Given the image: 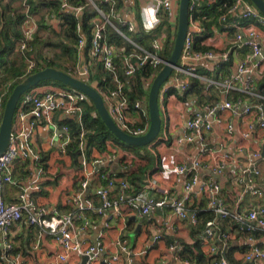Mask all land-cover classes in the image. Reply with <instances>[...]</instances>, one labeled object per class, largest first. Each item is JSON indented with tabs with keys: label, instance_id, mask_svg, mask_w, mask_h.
Here are the masks:
<instances>
[{
	"label": "built area",
	"instance_id": "obj_1",
	"mask_svg": "<svg viewBox=\"0 0 264 264\" xmlns=\"http://www.w3.org/2000/svg\"><path fill=\"white\" fill-rule=\"evenodd\" d=\"M131 1L133 7L135 5L139 7V19L134 16L135 9L125 7L124 12L121 11V0H86V5H90L95 11L92 19L90 48L87 59H84L86 37L79 22L76 26L78 39L75 44L78 62L74 76L86 79L90 66L96 63H101L106 70L110 71L115 87L98 90L106 109L121 130L133 136H140L146 133L149 126L148 113L144 111L147 95L143 100H135L132 104L127 99L124 91L125 83L115 70V60L118 59L121 50L107 41L106 29L110 27L132 44L134 50L128 54L123 53L119 60L122 63L123 75L127 79L134 75L138 67L145 64L151 66L152 76L145 83L148 87L156 72L166 63L167 59L162 54L166 37L160 31L153 32L150 48H147L141 42H136L131 35L136 32L138 23H141L144 30L151 31L158 28L163 21H168L171 28L168 38L173 43L178 8L177 0ZM200 1L190 0L188 29L180 56L158 92V103L164 118L156 138L160 140L159 145L167 146L171 133L177 129L178 134L171 142L174 152L180 154L184 146L192 143L198 145L196 156L176 161L171 165L172 174L187 176L183 183L184 193L181 196H175L169 186L162 185L161 180H151L143 186L142 190L130 193V184L126 177L116 178L105 172L100 174L104 185L98 187L96 193L101 198L102 208H111L119 212L120 205L125 204L141 215H146L157 208H169L175 217L183 220L188 218L190 223H195L197 216L189 209V206L195 199L203 198L206 200V208L214 213V218L205 222L200 234L202 246L212 254L210 261L204 264H230L225 251L229 242L235 241L239 235L248 243V248L244 252L245 260L253 264H264V182L257 181L261 174L258 159H262L264 163L263 144L262 150L258 147L249 150L243 142H235L234 122L231 120L236 115L247 117L248 132L240 134L242 139H248L257 129L261 130L260 134L264 137V95L254 90V78L264 76V53H262L264 15L248 0H232V4L217 18L226 36H228V28H235L233 36H229L232 39L231 46L221 49L195 50L194 35L202 32L203 27L198 20L192 18L191 13L196 11ZM214 1L206 0V3L210 5ZM59 2L58 12L70 10L79 17L83 6H72L68 0H59ZM117 6L118 9H116ZM131 12L132 18L128 16ZM229 15H239L247 21L245 23H238L236 20L229 22L227 20ZM37 19V16L26 15L23 39L18 46V50L26 55V73L32 71L36 65L33 48L29 45V41L37 29ZM44 20L56 28L61 23L60 16L54 13H47ZM219 27L213 25L214 30ZM243 46L249 48V54L233 62L232 55H237ZM229 62H231V72L226 76L215 78L198 73L201 68L212 70L220 63ZM192 79H197L201 83L203 92L207 94V103L200 100L197 102L198 97H185ZM254 97L261 101L253 102ZM84 103L92 105L86 94L73 88L49 87L42 91L31 88L21 95L16 106L9 142L0 154V189L6 183L19 185L20 182L12 174V164L18 158L34 165L36 172H34L33 183L27 187H21L15 202L5 203L0 198V234L5 251L12 248L9 240L11 226L25 218L29 224H36L46 229L61 245L62 251L53 255L47 264H58L71 253L87 255L88 258L84 264H94L98 260L102 248L99 241L84 248L77 240V232L85 230L91 224L81 214L84 208L82 196L88 186L86 179L80 182V191L75 198L77 209L75 211L61 214L55 207L37 205L26 198L29 187L40 190L36 179L44 171V168L39 165L40 155L35 153L30 145L34 128L42 121L49 127L55 126L52 119L55 112L74 117L80 122ZM61 130L64 135L59 140V150L65 153L66 145L70 141L69 129L63 124ZM217 130H223L222 140L225 141L217 143L215 147L209 144L208 137L212 133L217 134ZM83 134L82 129L81 138ZM229 144L233 146L231 150L228 149ZM80 148V165L85 171L86 161L83 157L82 141H80ZM233 149L236 150L233 151ZM239 151L247 154L245 162L237 158L235 153ZM231 163L238 164L237 168L241 176L238 177L237 182L244 184V191L251 202L249 206L229 209L220 193V183L211 176L220 174L230 167ZM123 166L129 169L130 160H124ZM205 172L208 173L207 176H204ZM116 183L119 184L120 190L116 198H110L108 192ZM149 190H157V195L149 194ZM78 219L82 221L79 226L76 225ZM222 221H229L227 229L221 228ZM254 230L260 233L257 239H254ZM159 237L160 234L156 233L153 239ZM115 245L118 249L106 263L118 262L120 254L123 253L127 257L126 264H134L133 256L138 253L131 252L125 234L115 240ZM181 246L179 241L169 245L174 260L182 264H198L179 257ZM13 264H20V261L16 258Z\"/></svg>",
	"mask_w": 264,
	"mask_h": 264
},
{
	"label": "crops",
	"instance_id": "obj_2",
	"mask_svg": "<svg viewBox=\"0 0 264 264\" xmlns=\"http://www.w3.org/2000/svg\"><path fill=\"white\" fill-rule=\"evenodd\" d=\"M121 1L122 12H124L125 7L131 10L135 8L131 0ZM128 16L132 18V12ZM167 31L168 26L163 25L160 33L164 34L166 37ZM202 43L210 48L221 49L231 46L232 39L221 32L220 29H215L213 35L204 39ZM239 58H242L239 53H237V55H232L233 62ZM47 88L49 87H36L39 91ZM198 101L199 99H197V102ZM63 118V114L55 112L52 115L55 126L49 127V125L42 121L40 125L33 130L30 138L31 148L35 153L40 155V158H44L46 168L36 179V183L39 184L40 190L29 187L26 192L27 200L48 208L55 207L61 214L75 211L77 210L75 198L80 191V182L86 179L88 186L82 196L84 208L81 214L83 217L87 218L91 224L85 230H79L77 232V240L84 248L97 241L101 243L102 248L99 253V258L94 264H101L102 261L107 264L106 262L109 257L118 249L115 245V240L124 234L127 237L131 252L138 253V255L133 256L134 264H182L174 260L169 250V245L174 241H179L180 244L181 242H192V237L190 235V220L188 218L183 220L175 217L169 208H157L146 215L139 214L136 210L125 204L120 205L119 212H115L111 208H102L101 198L96 193L97 188L104 185V182L100 179V174L105 172L108 175H116V178L120 177L125 171V168L123 163L119 161V158L121 155L126 154L127 151H123L121 149L122 147L113 146L108 143L103 152L92 149L88 156L83 153V157L86 161L85 171L81 165L79 167L74 166L67 152L63 153L59 150V140L64 135L63 130H61L63 124L60 123ZM231 120L234 122L235 142H243L249 147V150L256 149L257 147L262 150V144L264 143L263 135L254 132L248 139H242L240 135L244 132H248V119L246 116L236 115L233 116ZM216 132L217 134L212 133L208 137L209 144L215 147H217V143L225 141L224 139L222 140L224 135L223 130H217ZM177 134L178 129L171 133L167 146L157 144L156 149L159 153L160 169L157 168L151 171L148 182L151 180H161L162 185L169 186L175 196H181L184 193L183 183L187 176L172 174L171 165L176 161L196 156L198 145L197 143H192L184 146L180 154L179 152H174L171 142ZM261 137L263 138L262 143L257 144L256 141ZM114 147L120 149L115 150ZM232 147V144L228 145V149L231 150ZM235 150L233 149V151ZM235 154L240 161L245 162L247 158L245 152L239 151ZM23 162L22 159L18 158L12 164V174L14 178L20 182L19 185L6 183L0 189V198L5 203L15 202L21 187H27L33 183L35 178L34 172H36L34 170L35 167L28 162L27 165L24 166ZM258 164L261 169V174L257 178V181L263 183V160L258 159ZM237 166L238 164L234 165V163H231L230 167L224 169L220 174H216V177L211 175L220 183V193L229 209L249 206L251 204L247 193L244 191V184L237 182L238 177L241 176ZM25 170L29 172L25 173ZM227 172L236 174L231 182L227 178ZM204 174V176H207L208 173L205 172ZM119 190V184L116 183L110 188L108 196L110 198H116ZM148 192L149 194L157 195L158 191L149 190ZM81 223V219L76 221L77 226L81 225ZM105 223H107L106 226ZM128 223H130L129 226ZM138 224H141L140 230L135 235L133 242H131L128 234L133 231ZM228 225L229 221L221 222L222 229H227ZM128 228L130 229L128 230ZM156 233H159L160 237L153 239ZM259 236V231L254 230V239H257ZM9 240L16 252L9 253L6 256L4 254V244L0 234V254L2 253V257L0 256L2 258L0 264H13L16 258L20 261V264H47V261L50 260L53 255L62 251L59 241L52 234L39 225L29 224L25 218L11 226L9 230ZM228 245L234 247L232 257L236 264L251 263L244 258V252L248 248V243L242 236L239 235L235 241H230ZM202 248L206 256L210 258L212 254L209 253L207 248ZM142 251L145 252L142 253ZM82 255L83 254L71 253L65 260L58 262V264H81ZM121 255L123 256L121 260L119 259V261L114 264H126V255L123 253H121Z\"/></svg>",
	"mask_w": 264,
	"mask_h": 264
},
{
	"label": "trees",
	"instance_id": "obj_3",
	"mask_svg": "<svg viewBox=\"0 0 264 264\" xmlns=\"http://www.w3.org/2000/svg\"><path fill=\"white\" fill-rule=\"evenodd\" d=\"M68 2L72 6H83L79 17L70 10L58 12L60 6L59 0H25L24 2H22V0H0V120L5 102L12 89L28 74L45 67H54L74 75L78 62L75 44L78 39L76 26L79 22L83 34L86 37V56L84 55V59H87L91 41V27L93 26L92 19L94 18L95 11L90 5H86V0H68ZM232 2V0H215L210 5H207L206 0H201L198 3L196 11L191 14L192 18L198 20L202 25L203 31L194 35L195 50L210 48L202 44V41L213 35V25L216 27L220 26L218 29H220L221 32L224 30V28L218 24L217 18L218 15L226 11L227 7H229ZM134 7V16L139 19V7H137V5ZM116 9H118V6ZM47 13H54L60 16L61 23L58 28L53 27L48 21L44 20ZM27 14L38 17L37 29L33 38L29 41V45H32L33 48L32 53L36 65L29 73H26V55L18 50V46L23 39V24ZM227 20L229 22L231 20H236L238 23H245L247 21L239 15H229ZM164 24L163 21L158 28L146 31L142 28L141 23H138L136 32L131 36L136 42L139 41L147 48H150V39L153 32L156 33L161 31ZM227 32L228 36H233L235 28L230 27L227 29ZM106 39L109 43L114 44L121 50L118 59L115 60V70L119 78L125 83L124 91L127 99L131 104L135 100H143L146 95H148L149 89V86L146 87L145 83L148 78L152 76L153 69L149 64H145L138 67L134 75L127 79L123 75L122 63L119 60L121 56H123V53L128 54L134 50L132 44L123 39L110 27L106 29ZM172 48L173 43L166 37L162 51L164 58H168ZM68 61L71 62V64L69 66L64 65V62ZM217 67L220 68V70L217 71V74L214 76L215 78L226 76L231 72V62L220 63ZM86 81L90 84L96 83L97 90L115 87L112 73L106 70L101 63L92 64V66H90ZM39 86L70 88L55 80H45L34 87ZM188 90L194 92L200 101L207 98V94L203 92L202 85L197 79L191 80V86ZM188 90L186 93H188ZM260 92L264 94V76L260 82ZM60 123L65 124L69 129L68 134L70 136V141L66 145V152L71 157L74 166H80V141L83 143V152L87 156L90 155L92 149L103 152L108 143L113 146L122 147L128 149V151L126 154L120 156L119 161L123 163L124 160H130V166H128L129 169H125L120 177H126L129 184L132 185V188H136L135 190L129 189L130 193L138 192L143 189L141 181L143 179L140 178V171L137 168L134 170L136 155L139 154L138 150L143 147L128 145L115 137L100 119L93 105L84 103L80 122L74 117L64 116ZM82 129L84 134L81 138ZM144 157L147 159L148 156ZM23 165L26 166L27 162L24 161ZM39 165L44 169L46 168L44 158L40 159ZM24 172L28 173L29 171L25 170ZM150 173L151 171L149 175ZM205 204L206 200L200 198L195 199L189 206V209L196 213L197 221L195 223H190L192 242H181L182 248L179 252V257L181 259L198 264L207 263L211 259L204 253L200 239V234L204 228L205 222L214 218V213L207 209ZM129 224L130 223H128V226ZM129 229L130 228H128V230ZM233 250L234 247L227 245L225 256L231 264H236L232 257ZM15 252L16 250L13 247L7 251L4 250L6 256L9 253ZM0 256L2 257V253ZM1 257L0 262L2 260Z\"/></svg>",
	"mask_w": 264,
	"mask_h": 264
},
{
	"label": "water",
	"instance_id": "obj_4",
	"mask_svg": "<svg viewBox=\"0 0 264 264\" xmlns=\"http://www.w3.org/2000/svg\"><path fill=\"white\" fill-rule=\"evenodd\" d=\"M249 1L260 11L261 14L264 15V0ZM189 3L190 0H179L176 34L171 54L168 56L166 63L156 72V75L150 82L147 100L146 103H144V111L148 113L149 118V126L146 133L140 136H133L121 130L110 117L103 102V98L96 88V83L90 84L82 77L80 78L71 75L54 67H45L28 74L14 86L9 94L0 120V154L5 150L9 142L16 106L21 95L45 80H55L61 82L70 88L86 94L107 129L122 142L135 147H142L152 143L156 139L161 127V116L158 107L159 88L170 75L173 66L177 64L180 56L181 48L188 29ZM262 53H264V50H262ZM262 155H264V143ZM213 176L216 177L217 175L213 174ZM140 226L141 224H138L133 231L129 232L128 236L130 237L131 242H133L135 235L140 230ZM87 258V255H82L81 264H84ZM101 264H105V262L102 261Z\"/></svg>",
	"mask_w": 264,
	"mask_h": 264
},
{
	"label": "rangeland",
	"instance_id": "obj_5",
	"mask_svg": "<svg viewBox=\"0 0 264 264\" xmlns=\"http://www.w3.org/2000/svg\"><path fill=\"white\" fill-rule=\"evenodd\" d=\"M178 4H179V0H177V3H176V7L177 8H178ZM164 23H165L164 24L165 26H168V31H167V34H166V37L168 38L169 34L171 32L170 23L168 24V21H165ZM262 29L264 30V27H262ZM199 33H201V32H199ZM249 51L250 50H249V48L247 46H243L241 49H239V54H240V56L243 57V56L248 55ZM70 64H71V62H69V61L68 62H64V65H68L69 66ZM219 70H220V68H218V67L214 68L212 70H207V69L201 68V69H199L198 73H202V74L214 77L217 74V71H219ZM261 79H262V77L257 78V79L254 78V90L257 93H260V94H262V92H260ZM46 87H50V86H46ZM35 88L36 87H34L33 89H35ZM4 92H5V89H4ZM262 95H264V94H262ZM185 97H197V95L194 92H192L191 90H188V93L185 94ZM248 100L250 101V97L248 98ZM203 101L205 103H207L208 99L205 98V99H203ZM203 101H201V102H203ZM259 101H261V100L254 97L253 102H259ZM158 107H159V112H160V116H161V120H162L161 123L163 124L164 123V118L162 116L163 112H162V109L160 107V103H158ZM256 132H257V134H260L261 130L257 129ZM262 140H263L262 137L260 139H258L256 141L257 144L262 143ZM159 142H160V140H156L155 139L149 145L142 146L143 148L138 150L139 154L136 155V163L134 165V167H135L134 170H136V168L139 169L140 175H141L140 178L143 179V180H141L142 181V185H144L145 183L148 182L149 177H150V175H149L150 171H153V170H155L157 168L160 169V161H159V158H158L159 153H158V151L156 149V146H157V144L159 145ZM114 148H115V150L120 149L118 147H114ZM121 149L123 151H128V149H125V148H121ZM144 156H148L147 159ZM139 157H140V160H139ZM235 175H236L235 173L227 172V178L229 179L230 182L235 177ZM130 189L135 190L136 188L135 187L132 188V185L130 184ZM122 257L123 256L120 254V260H121ZM250 264H252V263H250Z\"/></svg>",
	"mask_w": 264,
	"mask_h": 264
}]
</instances>
